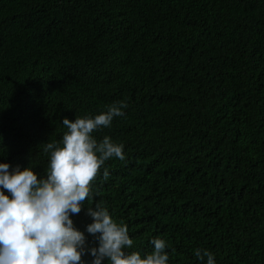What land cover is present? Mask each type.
Wrapping results in <instances>:
<instances>
[{
  "label": "trees",
  "instance_id": "trees-1",
  "mask_svg": "<svg viewBox=\"0 0 264 264\" xmlns=\"http://www.w3.org/2000/svg\"><path fill=\"white\" fill-rule=\"evenodd\" d=\"M115 102L92 135L125 159L94 188L126 251L161 238L168 264H264V0H0V163L44 176L62 120ZM91 203L70 218L96 247Z\"/></svg>",
  "mask_w": 264,
  "mask_h": 264
},
{
  "label": "clouds",
  "instance_id": "clouds-1",
  "mask_svg": "<svg viewBox=\"0 0 264 264\" xmlns=\"http://www.w3.org/2000/svg\"><path fill=\"white\" fill-rule=\"evenodd\" d=\"M126 108V103L115 102L94 117L64 118L62 142L43 147L49 162L42 177L29 166L10 168L0 163V264H82L85 254L93 257L92 264L105 260L107 264H168V245L161 238L150 241L153 250L143 257L138 251L127 252L134 246L127 225L114 220L105 203L97 201L94 182L105 162L123 161L125 156L122 143L107 136L98 142L92 133L110 127ZM108 177L105 168L103 178ZM86 201L92 202L86 210L92 219L86 232L95 238L96 247L86 245L84 233L70 218L81 212ZM194 254L215 264L207 249H195Z\"/></svg>",
  "mask_w": 264,
  "mask_h": 264
}]
</instances>
